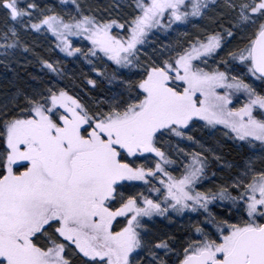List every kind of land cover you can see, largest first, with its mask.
<instances>
[{
  "label": "snow or ice",
  "instance_id": "6c2138e0",
  "mask_svg": "<svg viewBox=\"0 0 264 264\" xmlns=\"http://www.w3.org/2000/svg\"><path fill=\"white\" fill-rule=\"evenodd\" d=\"M71 5L0 0L6 55L31 51L21 30L50 33L117 86L88 104L50 81L0 106V264H264V156L204 188L221 158L191 134L219 128L264 151V90L250 82L264 88V0ZM194 19L185 39L141 54L155 31ZM40 63L63 78L59 60ZM186 212L202 219L179 246L153 233L156 217Z\"/></svg>",
  "mask_w": 264,
  "mask_h": 264
},
{
  "label": "rangeland",
  "instance_id": "374dc122",
  "mask_svg": "<svg viewBox=\"0 0 264 264\" xmlns=\"http://www.w3.org/2000/svg\"><path fill=\"white\" fill-rule=\"evenodd\" d=\"M79 2L82 6H85L86 10L88 8H92L101 13L113 11L116 3L121 5L124 12L131 10L127 7L130 0H79ZM36 3L40 6V8L53 7L57 12H64L72 7L71 0H68L67 8L61 6L62 0H58L57 3H53L52 0H36ZM197 23H199V21L194 19L192 24L181 26L176 28L174 31L169 30L167 32H161L154 30L155 34L149 36L147 44H145L141 50V54L143 55V53H147L148 55H151L153 47L160 50L164 45L175 44L177 41L185 39L184 34H192L195 31L193 25ZM21 39L29 45L31 51L25 52L22 48H16V52H14L15 50L11 51L12 55L1 56L0 62L4 64V67L3 70H0V82L6 80L8 83H12V86H16L15 82L19 80L16 78V75H20L19 70L31 66L33 63L38 62L40 58H45L53 61L59 60L61 63H66L67 67L64 70L63 78H59L54 81L61 87H63V85H71L75 83L80 77L95 79L97 83L102 82L104 84V87H99L97 85L95 88L92 85L87 84L89 91L87 92L88 97L84 100V103H92V99L94 97L105 94L108 89H112L113 91L117 89L116 85L108 84L104 77L93 73L91 67L83 60L82 57L74 60L72 57H66L64 53H61L59 49H56L54 37H52L50 33H37L35 31L27 32L21 30ZM73 39L74 41H77L74 46H79L85 48L86 50V41H80L79 38ZM39 49H41L44 54L39 52ZM52 51H55L56 55L49 56ZM101 63V61H96L97 65ZM109 70L111 69L109 68ZM132 71L135 70L133 69ZM26 80L28 84H24V88H13L14 90L10 89L8 91L0 89V106L5 104L11 105L13 97L16 96L18 91L31 92L33 89H39L46 86V82H43L42 75L37 73L31 77L28 76ZM250 82L257 87V90H264V88H261V83L259 81L250 80ZM92 89H96V91L92 93ZM191 134L200 140L205 147L212 149V151L221 158L217 161L210 155L211 163L208 169V177H206L205 182H203L204 188L220 183L226 180L229 176L242 170L250 159L254 162L256 167H259V158L264 156V151H262L259 142H257L254 146L244 144V146L241 147L240 145L243 142L234 141L230 138L224 137L222 130L219 128L213 130L210 128L196 126ZM228 144L231 145L230 147H232L233 152L239 156V159H236L237 161L227 160L224 157L223 149ZM181 146L187 147L188 150H191V147L187 144ZM192 147H196V149L199 150V146L194 145ZM213 173H215V176L212 175ZM216 210L219 211L220 209ZM197 219H202V217H198L196 213L186 212L183 215L173 214L171 220L163 217H156L152 224H150V227H152L154 234L167 233L177 241V246H179V243L183 241L190 224Z\"/></svg>",
  "mask_w": 264,
  "mask_h": 264
},
{
  "label": "trees",
  "instance_id": "16d2710c",
  "mask_svg": "<svg viewBox=\"0 0 264 264\" xmlns=\"http://www.w3.org/2000/svg\"><path fill=\"white\" fill-rule=\"evenodd\" d=\"M53 3H57L58 0H52ZM15 50L14 52H16V49H13ZM11 50V51H13ZM39 52H42V54H44V52L39 49ZM56 52L55 51H52V53L50 52V55L49 56H54L56 55L55 54ZM5 52H4V49L3 48H0V57L1 56H5ZM11 55H12V52H11ZM3 67H4V64H2V62H0V70H3ZM60 67L63 68L64 70L66 69V63H61L60 64ZM19 74L21 75H16V78L19 79L18 81H16V86H12V83H8L6 80H3L0 82V89L2 90H10V89H17V88H24V84H28V82H26L27 80V77H31L33 76L34 74H40L42 75L43 77V82H54L56 80H58L59 78L55 77L54 74L50 73L47 71V69H44L42 68L41 66V63H40V60L36 63H33L31 66L29 67H25L21 70H19ZM87 79L86 77H80L76 80L75 83L71 84V85H63V87H67L68 90L74 94H77L78 97L82 100V102H84L85 99H87V92L89 91V88H88V83H87ZM260 82V81H259ZM261 83V82H260ZM97 85L99 87H104V84L102 82L100 83H97ZM88 88V89H87ZM14 90V89H13ZM96 89H92V93L95 92ZM231 145H226V147L223 149V153H224V157L227 159V160H231V161H237L236 159H239V156L233 152V149L232 147H230ZM211 168V167H210Z\"/></svg>",
  "mask_w": 264,
  "mask_h": 264
},
{
  "label": "bare ground",
  "instance_id": "6f19581e",
  "mask_svg": "<svg viewBox=\"0 0 264 264\" xmlns=\"http://www.w3.org/2000/svg\"><path fill=\"white\" fill-rule=\"evenodd\" d=\"M66 67H67V65H66Z\"/></svg>",
  "mask_w": 264,
  "mask_h": 264
}]
</instances>
